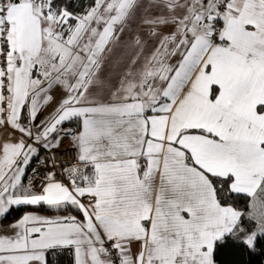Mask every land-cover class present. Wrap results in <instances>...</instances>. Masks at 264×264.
Segmentation results:
<instances>
[{
  "label": "snow or ice",
  "instance_id": "6c2138e0",
  "mask_svg": "<svg viewBox=\"0 0 264 264\" xmlns=\"http://www.w3.org/2000/svg\"><path fill=\"white\" fill-rule=\"evenodd\" d=\"M0 132V264H236L264 246V0H0Z\"/></svg>",
  "mask_w": 264,
  "mask_h": 264
},
{
  "label": "trees",
  "instance_id": "16d2710c",
  "mask_svg": "<svg viewBox=\"0 0 264 264\" xmlns=\"http://www.w3.org/2000/svg\"><path fill=\"white\" fill-rule=\"evenodd\" d=\"M240 207H244L243 204ZM24 211V207H21L18 211H14L10 216H8L6 221H11L20 216ZM229 260H233L236 264H264V246H258L255 252L249 254L248 251L242 250L238 253L230 254L226 257ZM67 257H65L66 261Z\"/></svg>",
  "mask_w": 264,
  "mask_h": 264
},
{
  "label": "crops",
  "instance_id": "0c3cea01",
  "mask_svg": "<svg viewBox=\"0 0 264 264\" xmlns=\"http://www.w3.org/2000/svg\"><path fill=\"white\" fill-rule=\"evenodd\" d=\"M151 26L150 25H146L143 23V20L142 19H139L138 22L134 25V28L136 31L138 32H145L147 31ZM161 31H170V29H161ZM151 46V45H150ZM7 135V132H0V138H3V136ZM25 183H27V178H25L24 180ZM28 210H31V209H28V208H24V211L20 214V216L25 212V211H28ZM41 214H45V215H52L53 213L51 211H45L43 208L41 209ZM19 216V217H20ZM19 217H17L16 219H18ZM16 219L14 220H11V221H6L4 220L3 221V226L5 229H7V226L11 223H13Z\"/></svg>",
  "mask_w": 264,
  "mask_h": 264
},
{
  "label": "built area",
  "instance_id": "2783aa9c",
  "mask_svg": "<svg viewBox=\"0 0 264 264\" xmlns=\"http://www.w3.org/2000/svg\"><path fill=\"white\" fill-rule=\"evenodd\" d=\"M67 147H68V144H67V141H65V143H64L63 147L61 148L60 152H58V153L56 154V156H57V161H58V162H64V161H66V160L69 158L70 153H68V152L66 151ZM36 166H37V165H35V164L33 165V167H36ZM41 171H43V169H41ZM30 178H31V174H29V177H27V183H28V180H29ZM40 179H41L40 176H36V177H35V181H36V182H38Z\"/></svg>",
  "mask_w": 264,
  "mask_h": 264
}]
</instances>
